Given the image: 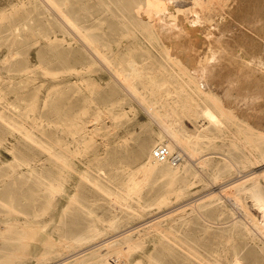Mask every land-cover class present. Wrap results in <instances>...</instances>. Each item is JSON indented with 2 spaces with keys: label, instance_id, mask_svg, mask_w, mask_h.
I'll use <instances>...</instances> for the list:
<instances>
[{
  "label": "rangeland",
  "instance_id": "374dc122",
  "mask_svg": "<svg viewBox=\"0 0 264 264\" xmlns=\"http://www.w3.org/2000/svg\"><path fill=\"white\" fill-rule=\"evenodd\" d=\"M68 1L69 7L81 16L85 23L94 26L99 34L100 48L112 58L115 66H119L128 58H134L142 64L143 79L146 83L140 85L142 93L144 92L146 96L145 99L139 100L140 103L143 102L142 105L140 106L136 99L124 96L120 98L123 92L113 81L115 72L103 67L104 64L100 65L101 61L94 55L82 48L79 50L80 53L89 59L97 60L95 64H90L89 59H82V63H77L71 61L68 56L78 55V51L50 46L43 37L44 34L49 33L50 25L39 14L38 8L27 3L28 0H0V110L17 122L24 123L28 127L34 126V131L41 139L49 143L57 139L71 141L72 135L77 134L75 131L80 126L87 125L89 129L91 128L85 141L69 143L75 164L72 165L74 168L70 174H66L63 182L70 194L78 192L83 198L92 199L93 207L99 214L108 204L103 197L97 195L89 182L80 178L81 170L88 169L93 174L109 177L116 184L126 183L130 172L138 173L139 171L134 156L141 153L144 146L152 147L157 137L161 136L166 139L167 135L163 133L166 125L181 124L187 130H194L196 125L207 124L206 120L204 122L192 115V112H195L194 102L204 97L197 91V85L200 84L206 91L216 93L225 104L227 100L225 102L224 94L229 92L233 96L231 102L225 105L227 113H225L226 116L221 117L222 122L219 128L212 126V137L205 139L203 143L204 152L209 153L212 162L205 164L204 167L196 164L198 167L194 170L197 175L187 173L185 178L180 180L181 183L189 184L185 192L179 197L170 193L171 196H168L167 202L159 207L154 202L159 198L161 185L166 179L146 175L149 179L143 190V199L149 206L143 211L144 214L142 213L141 218L137 219L122 216L119 229L109 232L103 239L120 232L121 229L124 230V228L149 219L161 210L162 212L168 210L170 205L175 207L181 203H188L184 206L185 212L182 214L178 211L180 209H175L169 211V215L167 214L170 217H160L162 218L161 223L157 225H148L149 222H147V224L144 223L128 230L126 233L130 234L131 239L129 244L122 239V235L118 237L121 240L118 245L121 247L119 248L121 249L120 254H118V249L114 251L112 247L102 250L106 252L107 261L110 264H151L152 260L163 264H200L196 259L187 256V248L191 246L203 257L210 259L217 257L226 264L232 259H239L240 264H264V235L259 234L250 238L246 236L242 228L234 226V221L238 219L249 224L248 226L256 231L249 219L255 217L258 221H264V213L255 204V197L264 199V175L259 173L264 170V163L260 164L264 161H260L257 166L254 163L264 152V139H261V137L264 138L262 136L264 135V97H262L264 89L259 88L258 83L250 84L244 81L245 77L246 79L250 77V73L247 75V72L244 73L242 69L243 72L235 70L236 66L232 65L235 68L233 69L231 65L222 64L221 55L224 51L226 53L230 51V41L219 39L220 34L216 35L218 38L213 37V40L215 38L220 40L221 43L218 40L215 42L221 45H218V48L221 47L222 51L224 50L221 54H217L220 55V59L216 55H210L212 59L207 55L205 57L203 49L208 47L209 42L201 41L203 43L199 44L200 48L196 49V59L190 58V61L195 59L197 63L201 61L197 67L198 71L194 74L192 71L184 70L181 55L171 48L172 44L169 39L159 35L158 28L154 27L152 31H149V28L144 29L134 24L131 16L137 14L139 16L140 12L145 10L147 2H143L139 7L137 2L133 3L132 0ZM159 1L156 0V4L163 5ZM24 2L25 4L21 5ZM188 6L179 5L182 10L186 8L183 11L186 16H189L188 21L193 23L195 13L193 14V11L191 13L187 9ZM255 11L257 13L255 12V16L248 23L253 29L258 28L257 30L264 34V30L259 29L261 25H264V0H259ZM121 14L129 20L125 26L121 23ZM199 24L201 25V22ZM202 26V31L210 28L208 23H203V21ZM170 34L173 42L181 43L182 40H187L186 43L189 44L187 49L191 53L196 48L195 42L191 41L190 37L181 35L179 38L177 32L173 30ZM222 44L227 47L222 48ZM201 46H203L202 49ZM200 52H203L202 55ZM253 55L249 56L250 59ZM213 58H218L214 59L216 64L211 65L210 63L211 68L205 65L210 71L204 65L201 66V64L213 62ZM254 58H256L255 55ZM207 59L211 61L207 63L205 61ZM262 60H264V54L261 60H254L255 64L258 63L259 66L256 64L258 68L264 66ZM73 65L81 69H72ZM9 77L15 79L9 82ZM150 79H154L157 84H151ZM241 81L243 84L240 83ZM48 93H51L50 97L44 102V97ZM188 94L194 99H190ZM207 102L214 110H217L211 101L207 100ZM144 105H147L145 108L150 112L157 111L163 114L169 111L168 115H164L166 121L159 124L151 119L150 114L142 107ZM97 115L99 116L98 123L94 122ZM0 143V218H6L3 217L5 215L22 219L29 217L30 214L27 212L41 209L46 204V200L43 198L44 201L39 202L40 196L33 181L10 172V167L6 162L11 160L15 154L29 159L48 175L56 174L58 167L53 165L44 151L22 136L13 126L3 123L1 119ZM176 145L174 149H179L184 153L181 146ZM223 154L230 156L229 159L235 163L229 162L230 165L225 169L217 171L218 165L216 164L223 161ZM117 156L122 157L125 164H121ZM193 163H197V159L193 160ZM19 167L24 169V166ZM241 169L244 170L243 174H252L242 178L246 186L244 190L238 191L231 188L230 184L223 186L227 183L226 179L229 176ZM143 172L142 177L146 178L145 172L148 173V170ZM139 177L140 180L143 179ZM154 178L155 180L152 181ZM231 180L229 179L228 182ZM151 181L153 186H151ZM204 193V197L210 195L213 197L206 198L201 205H196L194 201H191ZM65 199V196L58 195V204L50 206L44 214L32 219L33 230L34 228L36 230L32 238H36H34L35 241L30 240L31 242L24 243V248L21 246L22 248L17 249V252L28 254L26 257L25 253L24 255L19 253L21 257L18 258L17 264H52L57 258L66 255L67 252L58 254L59 251H57L56 255L50 257L51 260L44 263L38 262L37 259L41 239L51 237L58 240L61 224L59 209ZM113 208L120 212L119 205L114 204ZM180 213L182 217L178 216ZM182 218L185 220L183 221ZM64 221L70 225L74 220L72 215H66ZM78 221H80V226H73L80 230L84 221L78 219L76 222ZM99 246L87 249L74 257L97 249ZM29 251L30 253H27ZM88 256L84 262L92 264L95 258L93 255ZM74 257L68 260H73ZM63 261L58 264H64ZM0 264L3 263L0 262Z\"/></svg>",
  "mask_w": 264,
  "mask_h": 264
},
{
  "label": "bare ground",
  "instance_id": "6f19581e",
  "mask_svg": "<svg viewBox=\"0 0 264 264\" xmlns=\"http://www.w3.org/2000/svg\"><path fill=\"white\" fill-rule=\"evenodd\" d=\"M135 1L137 2V5L139 7H141V4L143 2H147V6H145L144 11L140 12L139 16L138 14L131 16V18L134 21V24L136 23L137 26L142 27L144 29L149 28V31H152L154 27L158 28L160 32L159 35L161 37L169 39L172 44L171 48L175 49L176 53L181 55L184 70L186 69L188 70V72L192 71L194 74H196V71H198L197 67L201 61L197 63L195 60L196 59L195 56H197L196 49L199 47V44L203 43L201 41L207 40L210 44V45L208 44L207 48L205 47V49H203L205 50V55H204L205 57L206 55L208 57L210 55L212 56L216 55L219 58L220 55L217 54L219 53L221 54V52H223L224 50L222 51L221 47L218 48L219 44L215 41L218 40L219 42L220 38L221 39L223 38L224 40L228 39V41H230L231 43L230 44L231 48L229 52L226 53L224 51L225 53L224 52L222 53L223 54L221 55L222 61L220 60L222 64L225 63L226 66L227 65L236 66L237 69H235L233 66L232 68L238 71L243 70L244 73L247 72L246 73L247 75L248 73H250L249 74L250 77L247 76L249 78L246 79V77L244 76L245 80L244 79L243 80L250 84L258 83L260 86L259 88L264 89V66H260L262 68L260 67L258 68L259 66L258 63H256L258 65L257 66L254 61L256 59L261 60L262 54H264V47H262L264 46L262 45L264 44V34H261V32L257 30L258 28L253 29L248 23V21L255 16V12L257 13V11L255 10L259 5V0H160L161 3H163V5L156 4V0H132L133 3ZM174 1H176V3H174ZM25 2L22 3L21 5H24ZM27 3H30L34 5L36 8H38L39 14L42 15L43 19L50 25L49 33L44 34L43 36L46 42L50 46L57 48L59 47L66 48L68 49V51L76 50L78 52L80 49L83 48L87 53L94 55L97 59H99L102 62V63L100 62V65L104 64L103 67H106L107 69L113 70V72H115V74L113 73L114 74L113 81L117 83V85L120 87V89L123 92L120 98L124 96L127 98H132L133 100L136 99L138 103H140L139 100L146 98V96L143 94L144 92L142 93L141 91L142 89L140 87V85L146 84L143 79L144 69L142 64L139 63L134 58H128L124 62H122V64H120L119 66H115L112 62V58L109 57L107 53L102 51V49L100 48L101 45H99V40H98L99 34L95 31L94 26L85 23V21L81 18V16L76 14L74 10L69 7L68 0H28ZM179 5H184V6L189 5L187 9L190 10L191 13L192 11L193 14L195 13L194 14L195 19L193 23L189 22L187 18L189 16L185 15L184 11L186 10V8L185 10L183 9L184 10L183 11L179 7ZM120 20L124 26L129 22V20L126 18L124 14H121ZM202 21L203 23L204 22L208 23V27H210L208 28V30L204 28L206 31H202L201 28L203 27ZM199 22H201V25L199 24ZM259 29L264 30V25H261ZM171 30L177 32V36H179V38L182 35L183 37H190L191 41L195 42L196 48L192 51L193 54L189 51V49H187L189 48V44L187 45L186 43L187 40L186 41L182 40L181 43L173 42L172 35L170 34ZM216 35L217 36L219 35L221 37H219V39L215 38V40H213L214 39L213 37ZM215 43H217V45ZM202 47L203 46H201V49ZM226 47H224L222 44V48L225 49ZM200 53L202 55L203 52ZM253 54L255 55L256 58H254ZM257 54L259 56H256ZM252 55L253 57L252 59H250L251 57L249 56ZM68 57H70L71 61L77 63H82L81 62L82 59H86V60L89 59L87 56H84L80 52L78 55H71ZM190 58H195V59L190 61ZM210 58L212 59L211 56ZM218 58H213V60L214 59L217 60ZM89 60H90L89 61L90 64L96 63V60L92 58ZM216 60H214L213 62H209L211 60L208 61L207 59L205 61L207 63L209 62L208 63L209 65L201 64V66L207 65L208 67H210V63L212 65L213 63L216 62ZM217 64L219 63L217 62ZM38 65H40V63H38ZM254 65H256V67ZM220 67L218 68V70L220 69ZM238 68H240V70ZM72 69L78 70L81 69V67L79 68L77 65H73ZM199 69L201 70V68ZM207 69L209 70V68ZM26 72H28V70ZM26 72H23V74H26ZM246 74H242V75H246ZM13 79L15 78L14 77L8 78L9 82ZM149 82L151 84L156 83L154 79H150ZM240 83L243 84V81H241ZM197 91H199L201 95L204 97L200 98L201 99L200 101L194 102L195 104L193 109L195 110V112L193 111L192 115H194L196 119L200 118L203 121L206 120L207 124L196 125L194 127V130H187L185 127L181 126V124L175 126L166 125L165 128H163L164 129L163 133L167 135L166 139H163L161 136L157 137L153 141L151 145L152 147L144 146L142 152L134 156L135 163L136 166H138L137 169L139 171L138 173L134 171L130 172L128 174V179L126 183L116 184L109 177L106 176L102 177L100 175L93 174L92 171L88 169L81 170L79 172L80 178L89 182V184L93 187L97 195L103 197L105 202L108 204L107 207L103 209L101 214H99L93 207L94 201L92 199L83 198L82 196H80L78 192H73L70 194L68 192L67 186H65L64 185L65 183L63 182L66 174L68 175L71 173L72 168H74L73 166L75 164L73 158L74 155L72 152H70L69 143L70 142L76 143L77 141H81V140L85 141L88 138L91 128L89 129L87 125L80 126L77 129V131H75V133L77 134L72 135L71 141L69 139H67L66 141L57 139L56 141L49 143L41 139V137L34 131V126L28 127L24 123L17 122L11 119L10 116H8L5 112L0 110V119L3 123L13 126V128L18 130L22 134V136H24L30 142L38 146L39 149H41V151H44L53 162V165L58 167L56 174L48 175L43 172L42 168L38 167L35 163L31 162L29 159L21 158L15 154H13L11 160L6 162L7 165L10 167L9 170L10 172L18 176L24 177L25 179L33 181V183L37 187L38 190L37 193L40 196L39 202H43L44 201L43 198H44L46 200V204H44V206L41 207V209L39 210L37 209L27 212L28 214H30L29 217L27 216L23 219L17 216H9V215L3 216L6 218H0V223H2L0 224V240H1L0 262L3 264H17L18 258L21 257L19 253H21V255L22 254L24 255L25 253L26 255V252L23 253L21 251L17 252V249H20L21 246H23L24 248V243L26 244L28 242H31L30 240H34V238H36V237L32 238L36 233L35 228H34L35 232L33 230L32 219L37 218L41 214H44V211H47L46 209L49 208L50 206L54 204H58L57 203L59 202L57 201L58 195H63L66 198L64 203L61 204V207L59 209L60 212L59 220L61 222L58 233L59 237L58 240H56L57 238L53 239L51 237L50 238L45 237L44 239H41V241H39L41 243L38 242L40 244L39 254H38L39 256L37 258L38 262L44 263L45 261L51 260L52 258L50 259V257L54 255L57 251H59L58 254L63 252H67V253L65 256H61L60 258H57L56 262L52 264H56V263L58 264L63 260H64L63 261L64 264H75V263L88 264L89 262L87 263L84 262L85 259L89 257L88 255H93L95 258V260H92L93 261L92 264H110L107 261L106 252H102V250L112 247L114 251H117L118 249L119 251L118 254H120L121 249L119 250V248L121 247H119L118 245L120 244L121 240L118 238L119 236L122 235L121 236L122 239H124L129 244L131 239H130V234L126 233L128 232V230L130 231V229L137 228L144 223L147 224V222H149L148 225L151 224L157 225L161 223L160 221L162 220L163 217H170L168 216L169 211L175 209L177 210L180 209L178 211L179 212L181 211L183 214L185 212L184 206L186 204L188 205V203H184V204L181 203V205L179 204L176 205L175 207L174 206L172 207V205H170L167 208L168 210L164 212H162L161 210V212L159 211L155 216L146 219L134 226H130V227L128 226L129 228H124V230L120 228L121 229L119 230L120 232L103 239L108 235L109 232L117 231L119 229V227L121 226L120 219L122 216H127V217L130 216L136 219L141 218L143 211L149 206V204L143 199V190L149 179L147 178L148 175L151 177L154 175V177L157 176L156 178L160 177L166 179L163 185H161L160 194L158 196L159 198L154 202L160 207L162 204H165L167 202V199L169 198L168 196L169 195L171 196L172 193L176 194L175 196L179 197L185 192L189 184L181 183L180 180H183L187 173H193L197 175L196 170H194V168L198 167L197 165L204 167L205 164L210 163V161L212 162V160L208 155L209 153L204 152L205 148L203 143L205 139H210L212 137L211 134L212 126H214L215 128H219V124L222 122L221 117L226 116L225 113H227V111H225V107H226L225 105L231 102L230 100L232 99L233 96H231L232 94L229 92L224 94L226 96L225 102L227 100V103L225 104L224 100L220 96H218L216 93L210 92L209 90L206 91L205 88H203L200 84L197 85ZM50 94L51 93L46 94V96L44 97V102L49 99ZM188 96L190 99L193 98L190 96V94H188ZM207 100L211 101V103H213V105L217 110H214L212 106L207 102ZM142 103L143 102L141 101L140 106L142 105ZM146 106L147 105H144L142 107H144V110H147V113L150 114L151 119L157 121L159 124L161 122H164L165 120L164 115L169 114V111H165L163 114L157 111L150 112L148 109L145 108ZM94 120H95L94 122L98 123L99 116L97 115V117H95ZM261 139L264 138L261 137ZM194 141L197 142L194 143ZM159 144L167 145L170 150H177L174 149L175 145L177 144L176 145L177 147L179 145L184 150V153H186L185 154L186 157L185 158L183 157V159L176 165L171 164L167 160L164 161L156 160L153 157L152 151L154 147ZM117 157L120 160L119 162L123 164L124 162L122 161V157L120 156ZM229 158L230 156L223 154V158H222L223 161L221 163L217 162L216 164L218 165L217 171L222 170V168L225 169L228 165H230L229 162L231 163L234 162ZM196 159H197V163H193V160ZM260 161H264V152L261 153L259 159L255 160L254 162L255 166L259 165ZM261 163L264 162H260V164ZM19 166L22 167L24 166V169H21ZM140 170L143 171L148 170V173L145 172V176L147 175L146 178L142 177V174H144V172L141 171L143 172L141 173ZM243 173H244L243 169L238 170L237 172H235V174H232L226 179L227 183L223 186L226 187L227 185L230 184L232 185L230 186L231 188H235L238 191L244 190L246 186L243 179L246 176L247 177L250 176L251 173L248 174H243ZM259 173L264 175V170H262ZM139 176H141V178L143 179L140 180ZM214 179L215 181L217 180L216 177ZM229 179L232 180L228 182ZM154 180L155 178L152 181ZM152 181H151V186H153ZM255 182L256 181H254V183ZM204 196L205 193L204 195L202 194V196L200 195V197L192 199L191 201H194L196 205H201L202 203L205 202L206 198L213 197V195H210L208 197H204ZM114 204L120 206V212L115 211V208H113ZM255 204L258 206L261 212L264 213V199L255 197ZM182 214L180 213L178 214V216L180 215L182 217ZM66 215H72V219L74 220L71 222L72 225L71 224L67 225L65 223L64 217ZM78 219L84 221L82 223L83 226L81 227L80 230H77L78 228L76 226H73V225L80 226V221L76 222ZM182 219L183 221L185 220L184 218ZM249 220L251 224H253L252 226L256 228L255 229L256 231H253L250 228V226H248L249 224L247 225L238 219L234 221V226L236 228H242L245 231L246 236L250 238H253L259 234L264 235V221H258L256 220L255 217L250 218ZM26 240L28 241L25 242ZM97 245L98 246L100 245L99 248L92 249L89 252L74 257L75 255L80 254L81 252L90 249L92 247H95ZM187 249H188L187 256L192 259H196L200 264H226L217 257H212V259L203 257L196 249H193L191 246H189ZM28 250H30L29 247ZM27 253H30V251ZM72 257H74L73 260H68V258H72ZM240 262L239 259H232L227 264H240ZM151 264H163V263L156 260H152Z\"/></svg>",
  "mask_w": 264,
  "mask_h": 264
},
{
  "label": "built area",
  "instance_id": "2783aa9c",
  "mask_svg": "<svg viewBox=\"0 0 264 264\" xmlns=\"http://www.w3.org/2000/svg\"><path fill=\"white\" fill-rule=\"evenodd\" d=\"M152 154L156 160H167L173 165L178 164L184 157V153L181 150H170L165 144H159L155 146Z\"/></svg>",
  "mask_w": 264,
  "mask_h": 264
}]
</instances>
